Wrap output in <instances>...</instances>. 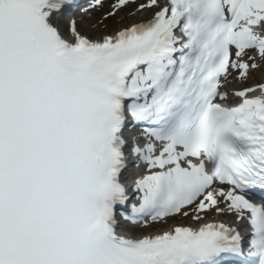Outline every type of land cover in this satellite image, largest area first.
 <instances>
[{
  "label": "snow or ice",
  "instance_id": "1",
  "mask_svg": "<svg viewBox=\"0 0 264 264\" xmlns=\"http://www.w3.org/2000/svg\"><path fill=\"white\" fill-rule=\"evenodd\" d=\"M79 5L0 0V264H264V204L246 197L264 192V82L218 102L233 72L264 71V0H146L150 18L97 38ZM209 212L240 225L118 232Z\"/></svg>",
  "mask_w": 264,
  "mask_h": 264
},
{
  "label": "bare ground",
  "instance_id": "2",
  "mask_svg": "<svg viewBox=\"0 0 264 264\" xmlns=\"http://www.w3.org/2000/svg\"><path fill=\"white\" fill-rule=\"evenodd\" d=\"M131 11H132V14H130L129 16L125 18L121 17L122 15L128 14ZM148 12L152 13L153 9L137 11V10H132V8L130 7H125V9H120L117 11L115 18L111 17L108 20L104 21L103 25L97 24V21L99 20L93 21V22L89 21V17L87 14H83V16H81V14L76 13L75 15H76L78 24L81 27V30L89 34L92 38H97L104 32H107L109 34L108 31L114 32L115 30L120 29L123 26H126L128 22H132V21H136L137 19H140L144 13L149 14ZM252 76H257V78L262 79L264 77V71L262 70L254 71L250 75V77L244 81L233 78V79H229L227 82L230 85H241L246 82L248 83L249 79Z\"/></svg>",
  "mask_w": 264,
  "mask_h": 264
},
{
  "label": "rangeland",
  "instance_id": "3",
  "mask_svg": "<svg viewBox=\"0 0 264 264\" xmlns=\"http://www.w3.org/2000/svg\"><path fill=\"white\" fill-rule=\"evenodd\" d=\"M96 20H98L99 19V17L98 18H95Z\"/></svg>",
  "mask_w": 264,
  "mask_h": 264
}]
</instances>
